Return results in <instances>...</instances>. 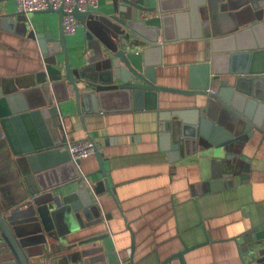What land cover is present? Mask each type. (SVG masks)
Here are the masks:
<instances>
[{
	"label": "water",
	"instance_id": "obj_1",
	"mask_svg": "<svg viewBox=\"0 0 264 264\" xmlns=\"http://www.w3.org/2000/svg\"><path fill=\"white\" fill-rule=\"evenodd\" d=\"M5 1L0 29L25 28V13L7 11ZM41 11L58 13L59 33L29 32L45 57L34 89L28 97L0 80V156L12 178L9 188L0 186V264H34L45 248L67 250L72 264H134L120 257L107 231L73 237L103 216L86 186L90 173L78 169L80 159H71L58 134L60 115L69 101L84 115L144 99L157 107L160 93L203 96L195 107L159 111L161 148L171 161L193 154L201 176L210 165L224 176L248 171L243 144L254 131L264 136V0H116L111 12L75 7L92 54L73 59L63 8ZM183 37L204 40L203 61L190 65L185 88L157 83L162 46ZM94 154L112 192L104 157L98 148ZM234 239L241 264H264V219ZM196 246L184 244L172 257L187 264L184 254Z\"/></svg>",
	"mask_w": 264,
	"mask_h": 264
},
{
	"label": "crops",
	"instance_id": "obj_2",
	"mask_svg": "<svg viewBox=\"0 0 264 264\" xmlns=\"http://www.w3.org/2000/svg\"><path fill=\"white\" fill-rule=\"evenodd\" d=\"M115 3L100 0L97 10L111 12ZM3 6L7 11L17 10L14 0L5 1ZM25 16V28L17 25L13 30L0 29V80L29 97L45 58L38 40L29 32L52 33L57 38L59 17L54 11ZM66 37L72 59L75 54L86 58L92 54L85 44L82 25ZM203 59V39L183 37L164 44L157 83L187 87L190 65ZM226 65L237 67L230 62ZM204 99L160 93L157 107L144 99L130 108L107 106L105 111L84 115L77 113L72 101L67 102L70 108L60 115L59 136L68 140L92 137L104 157L112 189L109 192L105 188L95 154L80 159L78 169L90 173L85 181L102 182L97 188H87L103 220L75 232L73 237L107 231L120 257L131 256L134 264H181L172 255L184 244L197 245L184 254L187 264H241L234 237L251 221L264 219V136L254 131L244 142L242 158L249 169L234 176H224L215 165L208 166L201 176L193 154L185 156L182 152L179 160L171 161L168 151L161 148L164 122L159 111L189 109L204 103ZM2 159L0 156V186L9 188L12 178L6 175ZM45 250L44 255L32 258L34 264H72L66 257L67 250Z\"/></svg>",
	"mask_w": 264,
	"mask_h": 264
},
{
	"label": "built area",
	"instance_id": "obj_3",
	"mask_svg": "<svg viewBox=\"0 0 264 264\" xmlns=\"http://www.w3.org/2000/svg\"><path fill=\"white\" fill-rule=\"evenodd\" d=\"M18 11L25 14L35 11H41L47 8L57 9L62 7L64 10L62 26L65 34H74L77 28L82 25L81 22L72 13L73 8L81 11L97 10L100 6V0H14ZM65 148H67L71 159L76 161L95 153L98 145L92 137H84L76 140L65 139ZM101 183L98 181H86L88 188H97Z\"/></svg>",
	"mask_w": 264,
	"mask_h": 264
}]
</instances>
